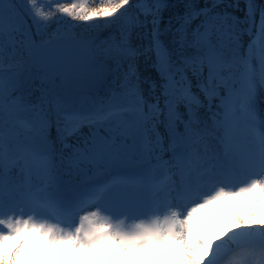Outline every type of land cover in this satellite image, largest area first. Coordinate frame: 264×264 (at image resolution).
<instances>
[{"label":"snow or ice","instance_id":"snow-or-ice-1","mask_svg":"<svg viewBox=\"0 0 264 264\" xmlns=\"http://www.w3.org/2000/svg\"><path fill=\"white\" fill-rule=\"evenodd\" d=\"M259 103L264 0H0V264H264Z\"/></svg>","mask_w":264,"mask_h":264},{"label":"bare ground","instance_id":"bare-ground-1","mask_svg":"<svg viewBox=\"0 0 264 264\" xmlns=\"http://www.w3.org/2000/svg\"><path fill=\"white\" fill-rule=\"evenodd\" d=\"M259 104H262V103H259ZM263 109L264 108H262V110H261L257 106V113L261 114V112H263ZM244 204H245V198L240 197L236 200H228L223 206H215L213 208L205 210L204 214L202 216H200L199 219L201 218L202 221H204L208 227V233L206 234L208 236V238L214 240L218 235H220V233H218L217 230H221V228L223 227L224 224H226L228 226L231 225L230 227L235 225L237 218L242 216L241 206ZM220 213H223V215ZM217 214L219 216L221 215L222 217L219 219V221L217 223L209 226L208 222L204 219V217L205 216L214 217V216H217ZM223 218H225V219H223ZM236 227H237V225H236ZM221 233H222V231H221ZM15 243H16V241H9L5 245V247L9 248L10 246H14ZM40 247H41V245L33 246L32 248H29L28 250H26V254H28V253L33 254V252H39L38 249H40ZM150 252H151L150 250L146 249L144 252H141L138 254L137 253H126V255L123 256L125 261L120 262V264H163V260H158V259L152 260L149 257H145V256H148L150 254ZM134 255H137L140 260H137L136 256H134ZM33 264H35V262H33Z\"/></svg>","mask_w":264,"mask_h":264},{"label":"rangeland","instance_id":"rangeland-1","mask_svg":"<svg viewBox=\"0 0 264 264\" xmlns=\"http://www.w3.org/2000/svg\"><path fill=\"white\" fill-rule=\"evenodd\" d=\"M246 40H247V37H245V41ZM263 104L264 103L258 104L257 105L258 108L262 110V108H264ZM261 116H264V109H263V112H261ZM261 116H258V118H260ZM255 194L260 196L261 199H264V194L260 193L259 189L256 190ZM243 198H245V204L241 206L242 216L245 219H247V217L252 213L253 205L249 202V198L248 197L244 196ZM261 212H264V209L257 208L256 214L253 217V222L254 223L257 222L260 219ZM220 214L223 215V213H220ZM217 216H219V215L217 214ZM219 217L221 218L222 216L220 215ZM223 219H225V218H223ZM199 222H200L201 227L203 228L205 234H207L208 233L207 225L205 224L204 221H202L201 218L199 219ZM236 225H237V223L235 225H233L232 228L236 227ZM225 226H228V225L224 224L223 227L221 228V230H217L218 233H221V231L223 232ZM229 226H231V225H229ZM6 249H7V247H6ZM38 250H39V252H33V254H31V253L26 254V251L22 252L21 255H20L21 264H33V262H35L36 258L39 256V254L44 250V246L41 245L40 249H38ZM125 255L126 254H123L122 256L119 257L120 262H124L125 261L124 258H123V256H125ZM134 256H136L137 260H140L137 255H134ZM145 257H149L152 260H157V259L158 260H163V254H154L152 252H150V254L148 256H145Z\"/></svg>","mask_w":264,"mask_h":264}]
</instances>
